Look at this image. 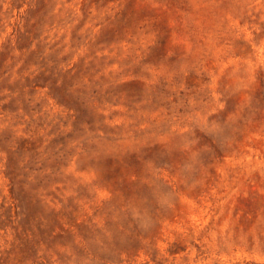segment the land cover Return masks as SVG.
Masks as SVG:
<instances>
[{"label":"rangeland","instance_id":"374dc122","mask_svg":"<svg viewBox=\"0 0 264 264\" xmlns=\"http://www.w3.org/2000/svg\"><path fill=\"white\" fill-rule=\"evenodd\" d=\"M0 264H264V0H0Z\"/></svg>","mask_w":264,"mask_h":264}]
</instances>
